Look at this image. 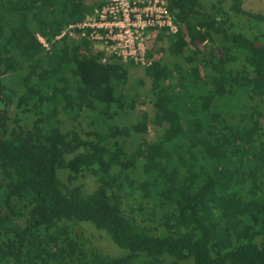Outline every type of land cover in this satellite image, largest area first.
<instances>
[{
	"label": "trees",
	"instance_id": "1",
	"mask_svg": "<svg viewBox=\"0 0 264 264\" xmlns=\"http://www.w3.org/2000/svg\"><path fill=\"white\" fill-rule=\"evenodd\" d=\"M166 1L146 111L139 66L56 38L104 0H0V264H264V15Z\"/></svg>",
	"mask_w": 264,
	"mask_h": 264
},
{
	"label": "built area",
	"instance_id": "2",
	"mask_svg": "<svg viewBox=\"0 0 264 264\" xmlns=\"http://www.w3.org/2000/svg\"><path fill=\"white\" fill-rule=\"evenodd\" d=\"M174 33L178 25L166 0H104L76 23L67 25L56 38L66 34L74 39L85 37L93 50L103 53L102 61L118 58L144 68L151 59L146 53L157 31ZM39 41L47 47L44 39Z\"/></svg>",
	"mask_w": 264,
	"mask_h": 264
},
{
	"label": "rangeland",
	"instance_id": "3",
	"mask_svg": "<svg viewBox=\"0 0 264 264\" xmlns=\"http://www.w3.org/2000/svg\"><path fill=\"white\" fill-rule=\"evenodd\" d=\"M85 1L87 3H92L97 0H85ZM214 1L215 0H200L202 6L205 9H208L210 4L213 3ZM242 7L247 11L254 12V13H261L264 15V0H243ZM153 41L149 43V49H152L153 44H154ZM162 45L164 46L165 43H162ZM160 55L161 54L159 52H154L153 56L157 58ZM130 76L132 79L133 78L135 79L137 77H141L143 79V83H142L141 91H140L141 102L136 104V109L150 111L151 106H152L150 98L148 96L150 78L144 74L143 68L141 67H136V69H132ZM255 101L256 100H251L249 102L253 103ZM260 108L264 112V102L260 103ZM152 136H153V129L151 126H149L147 137L150 138ZM61 172L62 170L59 171V176L66 182L67 173L66 172L61 173ZM75 183H82L83 191L85 193H89L95 188V182L90 176L79 178ZM80 226L83 227L82 233L84 236V241H85L86 246H89V247L91 246V247L101 250L102 252L113 254V255H118L120 252L121 253L125 252L123 249L116 246L105 233L101 231H97L90 224L80 223Z\"/></svg>",
	"mask_w": 264,
	"mask_h": 264
},
{
	"label": "crops",
	"instance_id": "4",
	"mask_svg": "<svg viewBox=\"0 0 264 264\" xmlns=\"http://www.w3.org/2000/svg\"><path fill=\"white\" fill-rule=\"evenodd\" d=\"M85 1V0H84ZM86 2V1H85ZM87 3V2H86ZM93 3V2H92ZM90 4V3H89Z\"/></svg>",
	"mask_w": 264,
	"mask_h": 264
}]
</instances>
